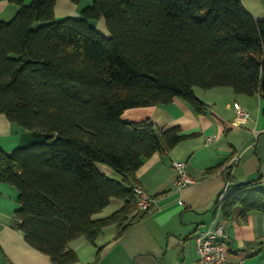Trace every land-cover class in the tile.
Wrapping results in <instances>:
<instances>
[{"label":"trees","instance_id":"obj_1","mask_svg":"<svg viewBox=\"0 0 264 264\" xmlns=\"http://www.w3.org/2000/svg\"><path fill=\"white\" fill-rule=\"evenodd\" d=\"M9 2L18 12L0 21V114L46 141L0 152V181L18 191L12 227L51 263H73L65 249L80 236L93 244L104 227L127 229L138 214L134 188L123 182L182 139L178 128L124 122L123 111L179 99L203 114L194 89L227 87L258 94L264 118V20L241 0H92L81 18L60 21L56 0ZM101 18L108 38L89 22ZM97 163L122 181L98 173ZM254 184H231L216 200L223 218L236 207L242 220L264 215ZM110 199L124 206L92 220Z\"/></svg>","mask_w":264,"mask_h":264},{"label":"crops","instance_id":"obj_2","mask_svg":"<svg viewBox=\"0 0 264 264\" xmlns=\"http://www.w3.org/2000/svg\"><path fill=\"white\" fill-rule=\"evenodd\" d=\"M255 21L264 20V0H241ZM18 12L9 0H0V21ZM92 25V24H91ZM195 96L207 106L197 114L184 101L168 105L130 108L122 112L124 122L149 120L161 130L179 129L182 139L172 149L155 153L141 164L134 180L125 187L138 186L152 197L147 212L138 214L132 224L120 232L116 224L104 227L93 244L80 236L67 244L76 260L70 264H196L195 238L210 228L221 226L228 261L264 264V215L251 212L245 220L236 207L223 218L214 206L225 186L255 181L264 191V118L263 101L258 94L235 95L230 88L195 90ZM246 107L249 117L237 122L232 103ZM211 140L208 141L207 139ZM46 136L27 132L0 114V152L41 144ZM183 161L192 183L178 188L171 163ZM98 173L122 181L111 168L95 164ZM228 186V187H229ZM18 191L0 181V264H54L49 256L31 247L24 234L12 227L20 208ZM124 206V201L110 199L92 220L110 217Z\"/></svg>","mask_w":264,"mask_h":264},{"label":"built area","instance_id":"obj_3","mask_svg":"<svg viewBox=\"0 0 264 264\" xmlns=\"http://www.w3.org/2000/svg\"><path fill=\"white\" fill-rule=\"evenodd\" d=\"M233 109L237 122H243L249 117L246 107L237 102L232 103ZM208 141L211 139L208 138ZM171 168L176 174V186L178 188L185 187L192 183L191 178L189 177L186 171V163L183 161H175L171 163ZM229 186V181L226 180L225 186L220 194L218 195L217 201L221 202L225 192H227ZM134 194L136 197V208L137 213L145 212L148 210L149 206L152 203V197L149 196L146 191L138 186L134 187ZM221 226H216V228H210L200 233L195 238V250L197 261L196 264H244L242 260L237 262L228 261L227 251L225 248V241L227 235L224 231L221 230Z\"/></svg>","mask_w":264,"mask_h":264},{"label":"rangeland","instance_id":"obj_4","mask_svg":"<svg viewBox=\"0 0 264 264\" xmlns=\"http://www.w3.org/2000/svg\"><path fill=\"white\" fill-rule=\"evenodd\" d=\"M92 4V0H56L55 8H54V18L57 21H60L65 18L78 19L81 18V12L83 9L90 7ZM15 4H13L14 6ZM16 6V5H15ZM13 18V17H12ZM12 18L8 20H1L5 23L10 21ZM103 18L99 20L89 21L92 24V27L101 35L108 38L110 36L109 31L106 27V23ZM199 90V89H195ZM44 143V142H42ZM40 144V143H39Z\"/></svg>","mask_w":264,"mask_h":264}]
</instances>
